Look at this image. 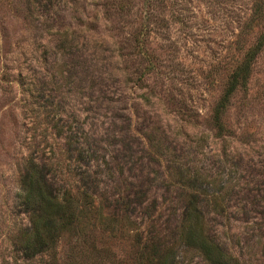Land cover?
Instances as JSON below:
<instances>
[{"label": "rangeland", "instance_id": "1", "mask_svg": "<svg viewBox=\"0 0 264 264\" xmlns=\"http://www.w3.org/2000/svg\"><path fill=\"white\" fill-rule=\"evenodd\" d=\"M32 164L78 222L26 258ZM192 237L264 264V0H0V264H213Z\"/></svg>", "mask_w": 264, "mask_h": 264}, {"label": "trees", "instance_id": "2", "mask_svg": "<svg viewBox=\"0 0 264 264\" xmlns=\"http://www.w3.org/2000/svg\"><path fill=\"white\" fill-rule=\"evenodd\" d=\"M232 75L229 87L220 102L217 110V120L220 122V113L229 102L230 95L236 90L241 81L249 77L253 51ZM21 188L23 192V204L32 216L31 226L25 233L22 243V252L26 258L35 257L38 254L52 251L58 239L59 232L68 229L78 222L77 213L73 212L74 205L67 198H61L50 185L44 169L32 164L23 176ZM198 208L191 205L188 213L190 226L201 229L199 219L196 216ZM197 240L207 260L213 264H230L229 257L220 247L209 243L200 237H192ZM161 249L154 247L151 251L153 258L151 262L157 264H178L171 253H161Z\"/></svg>", "mask_w": 264, "mask_h": 264}]
</instances>
